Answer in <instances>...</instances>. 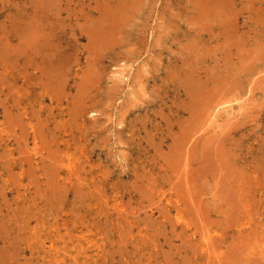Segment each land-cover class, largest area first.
Here are the masks:
<instances>
[{
    "label": "rangeland",
    "instance_id": "rangeland-1",
    "mask_svg": "<svg viewBox=\"0 0 264 264\" xmlns=\"http://www.w3.org/2000/svg\"><path fill=\"white\" fill-rule=\"evenodd\" d=\"M0 264H264V0H0Z\"/></svg>",
    "mask_w": 264,
    "mask_h": 264
},
{
    "label": "bare ground",
    "instance_id": "bare-ground-1",
    "mask_svg": "<svg viewBox=\"0 0 264 264\" xmlns=\"http://www.w3.org/2000/svg\"><path fill=\"white\" fill-rule=\"evenodd\" d=\"M238 52H239V51H238ZM207 76H208V75H207ZM189 88H190V87H189ZM187 93H188V92H187ZM195 97H196V96H195ZM199 99H200V98H199ZM211 109H212V108H211ZM206 147H207V146H206ZM185 148H186V147H185ZM222 148H223V147H222ZM222 148H221V149H222ZM222 150H223V149H222ZM217 153H218V152H217ZM220 153H221V152H220ZM220 153H218V155H219V159H220V157H221V155H222V154L220 155ZM211 156H212V155H211ZM214 156H215V155H214ZM223 156H224V155H223ZM205 158H206V157H205ZM222 158L224 159V157H222ZM222 158H221V159H222ZM225 158H226V157H225ZM212 159H213V158H212ZM216 161H217V160H216ZM200 162H201V161H200ZM221 162H223V161H221ZM216 163H217V162H216ZM220 164H221V163H220ZM215 165H216V164H215ZM224 165H225V163H224ZM52 166H53V165H52ZM234 166H235V165H234ZM213 167H215V166H213ZM218 167H219V164H218L217 168H218ZM222 167H223V166H222ZM222 167H221V168H222ZM219 168H220V167H219ZM219 168H218V169H219ZM226 168H227V167H226ZM169 169H170V168H169ZM171 169H172V168H171ZM215 169H216V168H215ZM215 169H214V171H215ZM224 169H225V168H224ZM227 169H229V168H227ZM180 170H181V169H180ZM212 171H213V170H212ZM214 171H213V172H214ZM225 171H226V170H225ZM220 173H221V172H220ZM231 173H232V172H231ZM226 174L228 175L227 172H226ZM232 175H233V174H232ZM220 176H221V175H220ZM230 176H231V175H230ZM233 176H234V175H233ZM222 177H223V176H222ZM225 177H226V176H225ZM228 177H229V176H228ZM228 177H227V178H228ZM220 179H221V177H220ZM229 180H231V179H229ZM231 181H232V180H231ZM226 182H227V181H226ZM218 184H219V183H218ZM227 184H228V183H227ZM169 185H170V184H169ZM218 186H219V185H218ZM221 186H222V185H221ZM219 187H220V186H219ZM220 188H221V187H220ZM182 189H183V188H182ZM188 189H189V188H188ZM240 189H241V188H240ZM185 197H186V196H185Z\"/></svg>",
    "mask_w": 264,
    "mask_h": 264
}]
</instances>
